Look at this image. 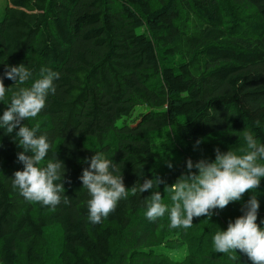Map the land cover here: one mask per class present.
Instances as JSON below:
<instances>
[{
	"label": "trees",
	"instance_id": "1",
	"mask_svg": "<svg viewBox=\"0 0 264 264\" xmlns=\"http://www.w3.org/2000/svg\"><path fill=\"white\" fill-rule=\"evenodd\" d=\"M20 63L33 72L26 87L42 67L59 73L45 109L22 123L39 125L51 144L41 166L55 155L65 163L61 196L70 203L53 208L20 195L18 128L0 127V264H251L239 251L216 252L213 238L244 214L251 195L264 227V178L187 229L171 226L170 211L154 222L146 211L152 191L170 210V186L188 173L189 158L214 161L218 147L242 155L246 132L264 145V0H5L0 76ZM7 106L0 101V116ZM95 152L128 187L100 224L88 218L80 180ZM156 177L159 186L133 193ZM182 243L183 260L158 251Z\"/></svg>",
	"mask_w": 264,
	"mask_h": 264
},
{
	"label": "clouds",
	"instance_id": "2",
	"mask_svg": "<svg viewBox=\"0 0 264 264\" xmlns=\"http://www.w3.org/2000/svg\"><path fill=\"white\" fill-rule=\"evenodd\" d=\"M33 76V72L24 64L8 65L4 75L0 76V101L7 104L0 116V127L6 134H12L14 141L23 151L17 155L18 162L24 165L13 175V187L24 199L31 203L55 208L61 202L70 203L65 193L66 178L65 163L55 154V159L48 158L51 144L45 135H37L39 125L30 127L22 123L37 117L46 107L49 93H56L54 81L59 79V73L51 68L42 67L40 78L30 86H24ZM4 78L15 83V89L6 87ZM11 90L10 102L6 103V93ZM256 126H260L257 120ZM246 149L244 154H235L231 149L221 152L216 148L214 161L201 159L193 162L187 160L188 173L181 175L170 186L173 202L169 207L162 203L160 191H152L148 201L146 216L151 221L163 217L170 211V224L174 228H190L194 217L212 216L215 210H223L230 202L241 201L246 193L260 186L264 178V145L258 144L250 132L244 135ZM200 141H197V145ZM31 153V154H29ZM90 167L84 168L80 180L87 189L90 199L87 201L88 218L93 224H100L115 211L118 203L128 197V187L122 175H115L116 165L104 157L103 153L95 152L90 158ZM168 167L173 164L168 161ZM193 168L197 172L191 171ZM140 175H142L139 172ZM161 178L145 179L138 187H132L133 193H144L153 190L161 183ZM260 201L256 195H251L244 204V214L230 221L226 230L218 231L214 238V248L219 253L245 254L251 264H264V227L257 223ZM233 260L237 257L232 255Z\"/></svg>",
	"mask_w": 264,
	"mask_h": 264
},
{
	"label": "rangeland",
	"instance_id": "3",
	"mask_svg": "<svg viewBox=\"0 0 264 264\" xmlns=\"http://www.w3.org/2000/svg\"><path fill=\"white\" fill-rule=\"evenodd\" d=\"M5 4V0H0V12L2 11ZM183 244V245H182ZM179 244L181 246L178 249H169V248H161L158 251L165 252L170 255V257L174 260H183L186 256L189 255V246L185 243Z\"/></svg>",
	"mask_w": 264,
	"mask_h": 264
}]
</instances>
